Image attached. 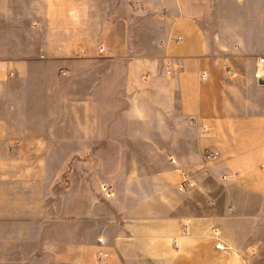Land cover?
Segmentation results:
<instances>
[{
    "label": "crops",
    "instance_id": "1",
    "mask_svg": "<svg viewBox=\"0 0 264 264\" xmlns=\"http://www.w3.org/2000/svg\"><path fill=\"white\" fill-rule=\"evenodd\" d=\"M259 57L264 0H0V264H257Z\"/></svg>",
    "mask_w": 264,
    "mask_h": 264
},
{
    "label": "built area",
    "instance_id": "2",
    "mask_svg": "<svg viewBox=\"0 0 264 264\" xmlns=\"http://www.w3.org/2000/svg\"><path fill=\"white\" fill-rule=\"evenodd\" d=\"M175 40L179 41L180 38L177 37ZM227 73H229L230 75L232 74L229 71H227ZM167 74H170V72L168 71ZM201 79L205 80V75L204 74L201 75ZM253 79H254V81L256 82L257 85L264 87V57H259V58L256 59V61H255V70H254V73H253ZM190 186H192V184H190ZM104 190H106V187H104ZM218 235H219L218 232H214V236L215 237H217ZM97 242L100 245H104L103 238H99L97 240ZM215 249H217V250L223 249L222 245H221V242L219 240H217V243H215ZM107 257H108V253L107 252H105L103 250H98L97 251V259H98V261H102L103 259H105Z\"/></svg>",
    "mask_w": 264,
    "mask_h": 264
},
{
    "label": "rangeland",
    "instance_id": "3",
    "mask_svg": "<svg viewBox=\"0 0 264 264\" xmlns=\"http://www.w3.org/2000/svg\"><path fill=\"white\" fill-rule=\"evenodd\" d=\"M213 156H214L213 153H210V154L207 155V157H213ZM73 170L77 171V164H71V171H73ZM189 183L192 184V186H190ZM181 187L182 188H191V187H193V183H192V180H191V173H182ZM186 231H187V229H186V227H184L183 232H186ZM214 232H218L219 235H220V232L217 229H214L212 231V237L216 238V242L215 243H217V240H219L218 239L219 235L217 237H215L214 236ZM215 243H214V249H215ZM221 245H222L223 249H219V250L215 249V250L216 251H227V250H229L228 248L223 246L222 242H221ZM248 252H250V254L254 255V256L257 254V251H255L253 248L249 249ZM262 257H264V255ZM256 263L257 264H264V258L259 259Z\"/></svg>",
    "mask_w": 264,
    "mask_h": 264
}]
</instances>
